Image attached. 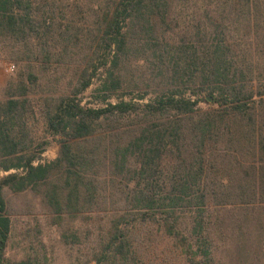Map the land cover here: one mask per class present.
I'll return each instance as SVG.
<instances>
[{
    "label": "trees",
    "instance_id": "obj_1",
    "mask_svg": "<svg viewBox=\"0 0 264 264\" xmlns=\"http://www.w3.org/2000/svg\"><path fill=\"white\" fill-rule=\"evenodd\" d=\"M61 2L0 0L17 66L0 98V264H51L38 224V245L6 256V191L39 200L71 264H161L165 244L182 257L165 264H264V0H111L97 16ZM99 76V104L83 103Z\"/></svg>",
    "mask_w": 264,
    "mask_h": 264
},
{
    "label": "rangeland",
    "instance_id": "obj_2",
    "mask_svg": "<svg viewBox=\"0 0 264 264\" xmlns=\"http://www.w3.org/2000/svg\"><path fill=\"white\" fill-rule=\"evenodd\" d=\"M60 6L64 9H67L71 14H79L86 12L88 16H97L100 14L102 7L106 8L108 5H111V0H61ZM91 23V22H90ZM15 62L10 61L9 58L0 55V98L3 97L4 89L8 81L15 75ZM100 82V76L96 78L95 83L86 91L82 96L83 103L89 105H98L99 99L96 92V88ZM143 91H134L130 96L139 97ZM151 95H148L149 98ZM206 96L209 97V94L206 93ZM210 98V97H209ZM213 101V100H211ZM206 101L200 102V107L207 109L211 105ZM60 145L56 140H52L51 145L48 149L42 154L39 162H46L52 160L58 156ZM9 210L12 215V218L17 227L16 233L13 237V240L10 243V246L7 250L6 256L13 260H20L26 253L32 251L31 246H36L40 242L39 237H33L30 241L26 237V230L35 225H41L44 229V233L40 236L43 238L44 242L48 245L46 252L48 253L49 258L51 259V264H71L70 259L71 251L67 249L61 241L60 233L57 225L52 224L51 216H49L45 209L39 205V200L33 197L29 193L14 195L9 191H6ZM84 225L80 220H77L73 225L79 227ZM69 252V254H68ZM68 255H67V254ZM153 260L165 264L162 260H170L173 262H181L182 257L180 256L177 248L170 245H164L158 253L154 254Z\"/></svg>",
    "mask_w": 264,
    "mask_h": 264
}]
</instances>
